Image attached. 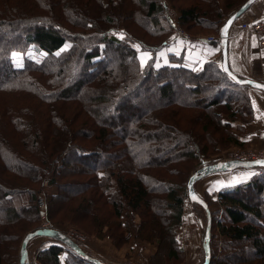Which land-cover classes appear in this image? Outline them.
Segmentation results:
<instances>
[{
  "label": "trees",
  "instance_id": "16d2710c",
  "mask_svg": "<svg viewBox=\"0 0 264 264\" xmlns=\"http://www.w3.org/2000/svg\"><path fill=\"white\" fill-rule=\"evenodd\" d=\"M247 1L0 0V264H20L25 237L42 229L43 195L52 227L80 226L101 204L108 212L94 221L117 244L157 241L151 264L182 257L191 174L221 148L243 149L255 118L252 88L224 72L219 39ZM176 26L214 35L205 53L221 63L157 68L152 56L142 67L140 51H157ZM203 199L210 264H264V175ZM55 241L36 254L42 264H62Z\"/></svg>",
  "mask_w": 264,
  "mask_h": 264
},
{
  "label": "rangeland",
  "instance_id": "374dc122",
  "mask_svg": "<svg viewBox=\"0 0 264 264\" xmlns=\"http://www.w3.org/2000/svg\"><path fill=\"white\" fill-rule=\"evenodd\" d=\"M173 18L177 22V18H178L177 13L173 14ZM182 30H183L182 28H180L179 26H176L174 28L172 35H170L168 37V41L172 37L176 36L178 31L180 33V31H182ZM183 31L186 32L185 30H183ZM186 33L189 34L190 36L208 35V32H203L202 34H196V32H192V33L186 32ZM144 39H145V41L150 42V43L155 42L154 39L149 38V37H146ZM207 45H206L204 50H206ZM69 46H70V44H68V46L66 45L64 47V49H67ZM136 46L140 51V46L139 45H136ZM203 54L204 55L201 57H195V56H193V54L191 55L189 52H187L186 46H185V49L183 50V55L181 57H176L173 54V51L171 49L170 44L166 43L164 46L159 48L154 53L149 52V51H140L139 57H140L141 62H142V65H141L142 67L145 66V63L152 56H155L157 68L171 65V66L183 67V68H186L189 70H197L198 68L202 67L206 63L205 62L202 65L204 56L207 55L206 53H203ZM166 57H168L170 59L171 63L168 65H163L162 64L163 59ZM172 57L180 58L179 59L180 61L173 62V61H171ZM216 63L220 64V61L218 60V62H216ZM179 84L180 83L177 82V85H179ZM181 87L184 88L183 85ZM250 95L252 98V89L250 90ZM117 124H119V123H117ZM248 133H249V131H247V137L245 138L246 145L243 149H240L237 147H230V148H226V149L221 148L219 151H217V152L215 151L212 155L206 156L204 158V160H202V162L196 166V169L199 170L200 168H202L204 166H209V165H207V164H210L208 162H212L211 165H213V163L214 164H222V163H218V162L223 161L224 159L231 157L235 153L236 154L243 153L246 156H248V155L252 156L255 153L259 152L260 150H264L263 146L262 147H256V145L253 144V141H251V139H248ZM251 142H252V144H251ZM258 146H260V145H258ZM159 150L163 151V148H160ZM188 165H189V163H188ZM179 169L180 170L183 169L182 171H184L185 167L184 168L179 167ZM196 171H194V173ZM260 172H262V173L260 174ZM229 173H232V175H234V176L237 174H240V177L241 176H247L246 182L238 184V185H241V184H245V183L249 182L251 180V178H253V176L264 175V169L237 168L235 170H231V171L226 172V174H229ZM221 174L222 173H220L219 176H221ZM181 175L174 176V177H172V179L175 182L179 181L181 179ZM213 175H214V173H213ZM166 177L171 178V175H167L165 177L162 176L161 178L165 179ZM206 177H208V176H206ZM206 177H204V178L207 179ZM204 178H202L200 181H198L195 184L197 194L199 196H201L202 199L205 196H209L211 201H213V202L217 201L219 192L225 188H230V187H225V188H222L220 190L203 191L204 187H202L203 186L202 183H203ZM209 178H212V177H210V175H209ZM74 180H75V178H74ZM227 180H228V182H227ZM227 180L222 181V183L226 182V184H229V182L234 183V182L238 181V179H233V178L230 180V179H228V177H227ZM235 186H237V185H235ZM231 187H234V186H231ZM215 189H218V187ZM53 192H54V188L50 187L48 190V193L52 194ZM186 194H187V196H186V199L184 200L182 224L180 225V227L178 228V230L176 232V239L178 241V245L180 248L183 249L184 254L182 255V257L180 259L175 260L174 262L172 260V262H169L168 264H202L205 261L204 240H205V229L207 226V213H205L206 211L204 212V210L201 211L200 208L193 209V207H192L193 204L188 197V193H186ZM43 196H45V195H43ZM100 208L101 209L99 210V212H97V214L95 215L96 217L93 216V218H91L90 220L89 219L86 220V222H79L78 221L79 222L78 224L80 226H81V224H84L85 227L87 228V230L82 229L80 226H72V225H68V224L53 225L52 229H57V230L61 231L62 233L66 234L70 239H72L76 244H78L87 255H89L93 258H97L105 264H151V262L153 260L152 256L155 255L158 251L157 241H155L154 243L153 242H146V241L137 240L134 236H132L130 241L128 240L127 243L122 244V245L117 244L116 242H114L112 240V238L109 237L110 233H112V232L108 231V227H104L102 231H98V227H99L98 225L99 224L96 223L94 220H97V222L102 221L103 217L106 216L105 213L108 212L105 210V206H104V208H102L101 204H100ZM210 214H211V211H210ZM70 215H71L70 221H72V220L76 221L77 218L75 216V212H70ZM55 221H59V222L63 221L62 220V213H59V215L55 216ZM31 226H30V228H31ZM106 230H107V233H106ZM213 233H216V231L214 230ZM215 241H216V238L214 239V249L216 250V248H217V254L219 255L222 246H221V243H219L216 246ZM45 242L48 244H58L55 241V239L54 240L53 239H51V240L46 239ZM61 246H63L62 247L63 251L60 254L62 264H66V262L68 263L67 258H69V256L72 253L75 256H77V254L72 249L68 248L64 244ZM220 246H221V248H220ZM163 253H164V251H163ZM210 259H211V254H210ZM72 260H74V259L72 258ZM161 263H163V260L161 261ZM46 264H48V263H46Z\"/></svg>",
  "mask_w": 264,
  "mask_h": 264
},
{
  "label": "crops",
  "instance_id": "0c3cea01",
  "mask_svg": "<svg viewBox=\"0 0 264 264\" xmlns=\"http://www.w3.org/2000/svg\"><path fill=\"white\" fill-rule=\"evenodd\" d=\"M264 18V0H257L253 3L250 8L240 16V18L232 25L228 36V64L229 68L236 75L243 79H249L257 82L264 83V46L262 45V38L264 35L257 34L250 29L243 28L244 24H253L254 22L260 21ZM210 36V35H204ZM194 40H204L200 36H193ZM215 37V36H214ZM187 39L184 37L176 36L172 37L168 43L171 46L173 54L176 57L183 55V50L186 46ZM207 45V44H206ZM205 50L198 54L199 57L203 56ZM207 54V53H206ZM218 60L221 63V57L215 55H205L202 65L207 61ZM168 57L163 59L162 64H170ZM203 67V66H202ZM254 92V93H253ZM252 103L254 105L255 118L254 121L247 125L248 139L253 141L256 147H264V91L252 88ZM252 144V142H251ZM260 145V146H258ZM221 176H219V174ZM214 173L209 178L203 179V191H214L220 190L225 187H231L247 181V176H241L240 174L232 175V173L226 174V172ZM228 179H238L234 183L226 184L222 181ZM235 177V178H234ZM228 182V180H227ZM237 183V184H236ZM201 184V185H202ZM218 189H215L217 188ZM44 236H38L29 241L27 245L28 262H32L36 258V254L49 246L45 242Z\"/></svg>",
  "mask_w": 264,
  "mask_h": 264
},
{
  "label": "water",
  "instance_id": "95a60500",
  "mask_svg": "<svg viewBox=\"0 0 264 264\" xmlns=\"http://www.w3.org/2000/svg\"><path fill=\"white\" fill-rule=\"evenodd\" d=\"M256 1L257 0H248L239 10H237L234 14H232L224 23V25L221 27L219 38L221 40V45L223 48L222 68L224 72L235 82L241 85H249L252 88L264 91V83L249 79H242L238 77L234 72H232L228 64V36H229L230 28L240 18V16H242V14H244L250 8V6ZM261 162H264V160H257V161L242 160V161H231L222 164H213L200 168L190 176L187 182L188 197L191 202L201 205L206 210L207 213V226L205 229V240H204L205 261L202 264H210V254H211L210 240H211L212 217L206 202L202 199L201 196L197 194L195 184L198 181H200L202 178L209 176L213 173L228 172L231 170H235L237 168H264V163ZM37 236H44L62 242L65 246L72 249L77 255L87 259L92 264H105L101 262L99 259L87 255L82 250V248L78 244H76L72 239H70L66 234L62 233L57 229H52V228L39 229L35 232L29 233L25 237L21 247L22 255L20 259V264H29L27 245L30 240H32Z\"/></svg>",
  "mask_w": 264,
  "mask_h": 264
},
{
  "label": "built area",
  "instance_id": "2783aa9c",
  "mask_svg": "<svg viewBox=\"0 0 264 264\" xmlns=\"http://www.w3.org/2000/svg\"><path fill=\"white\" fill-rule=\"evenodd\" d=\"M243 28L245 29H250L253 32L257 33V34H261L264 35V18L260 21L254 22L253 24H244ZM178 35H180L181 37L186 38L187 43H186V50L187 52H189L191 55L193 54V56L195 57H199L198 54H201L202 51H204L206 44L213 42L216 37H214L213 35L210 36H200L202 39L204 40H194L193 36H190L189 34H187L186 32H184L183 30L178 31L177 33ZM262 45L264 46V36L262 38ZM257 161V160H264V150H260L259 152L255 153L254 155L250 156H246L243 153H238V154H233L231 157L224 159L223 161H220L218 163H227V162H231V161ZM210 164L207 165H211L212 162H208ZM214 164V163H213ZM262 172H260L261 174ZM37 204L38 207L41 211V220H42V229H46V228H52L51 223L48 220L47 217V204L45 201V198L39 197V199L37 200ZM29 264H42L37 258H34L33 261Z\"/></svg>",
  "mask_w": 264,
  "mask_h": 264
},
{
  "label": "snow or ice",
  "instance_id": "6c2138e0",
  "mask_svg": "<svg viewBox=\"0 0 264 264\" xmlns=\"http://www.w3.org/2000/svg\"><path fill=\"white\" fill-rule=\"evenodd\" d=\"M226 70V69H225ZM261 163H264V162H261Z\"/></svg>",
  "mask_w": 264,
  "mask_h": 264
}]
</instances>
